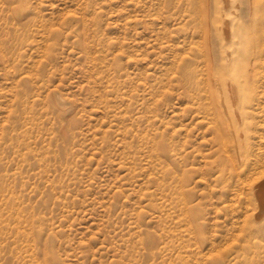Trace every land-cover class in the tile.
<instances>
[{
	"label": "rangeland",
	"instance_id": "374dc122",
	"mask_svg": "<svg viewBox=\"0 0 264 264\" xmlns=\"http://www.w3.org/2000/svg\"><path fill=\"white\" fill-rule=\"evenodd\" d=\"M227 1L0 0V264H246L264 0ZM215 81L253 116L241 155Z\"/></svg>",
	"mask_w": 264,
	"mask_h": 264
},
{
	"label": "bare ground",
	"instance_id": "6f19581e",
	"mask_svg": "<svg viewBox=\"0 0 264 264\" xmlns=\"http://www.w3.org/2000/svg\"><path fill=\"white\" fill-rule=\"evenodd\" d=\"M229 6V2L223 0V7L220 8L218 12L221 21L226 24L228 21V14H232L234 11V8H230ZM229 36L228 34L226 39L230 41ZM232 71L235 75V71L233 69ZM238 90L237 86L231 82H226L225 85L219 81H215L211 87L210 94L214 104L212 110L214 116L217 117V123L219 125L217 128L218 138L221 141L223 149L227 152L241 155V150L248 146H243L241 143L249 141L250 137L247 134H249L248 131L252 128L254 120H252L253 116L241 105V98ZM235 117L237 119H235ZM232 136H235V139H233ZM260 155L264 157V153ZM255 157L256 163L251 161V166L249 163H244L242 170L250 171L251 169H259V173L253 174L248 184L250 191L249 202L252 209H254L255 218L264 221V160L261 158L259 159L258 155H255ZM260 240L264 242V238L256 239L253 235L252 237H245L241 241L240 250L234 252L233 259L235 258L237 260V258L243 257L246 264H264V243L261 244ZM255 246L259 247L258 251L252 252L251 255L248 256V252ZM189 257L191 256L188 254L181 255L178 253L173 259V264H192ZM229 262H231L230 259Z\"/></svg>",
	"mask_w": 264,
	"mask_h": 264
}]
</instances>
